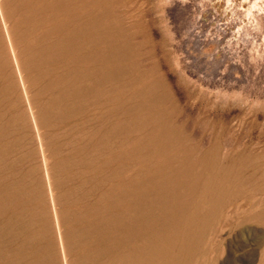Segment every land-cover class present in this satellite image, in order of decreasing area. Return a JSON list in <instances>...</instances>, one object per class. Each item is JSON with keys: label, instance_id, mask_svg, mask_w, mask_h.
<instances>
[{"label": "bare ground", "instance_id": "6f19581e", "mask_svg": "<svg viewBox=\"0 0 264 264\" xmlns=\"http://www.w3.org/2000/svg\"><path fill=\"white\" fill-rule=\"evenodd\" d=\"M90 0H0V264H167L166 195ZM115 74V75H114ZM133 123V124H132Z\"/></svg>", "mask_w": 264, "mask_h": 264}, {"label": "rangeland", "instance_id": "374dc122", "mask_svg": "<svg viewBox=\"0 0 264 264\" xmlns=\"http://www.w3.org/2000/svg\"><path fill=\"white\" fill-rule=\"evenodd\" d=\"M90 2L131 136L163 158L142 238H174L167 264H264V0Z\"/></svg>", "mask_w": 264, "mask_h": 264}]
</instances>
